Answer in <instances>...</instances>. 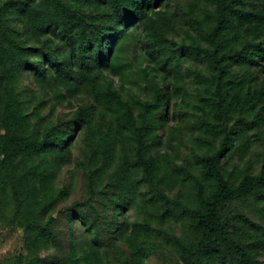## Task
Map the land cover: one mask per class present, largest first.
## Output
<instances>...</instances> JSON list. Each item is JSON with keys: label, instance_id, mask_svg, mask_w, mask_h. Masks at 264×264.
I'll list each match as a JSON object with an SVG mask.
<instances>
[{"label": "rangeland", "instance_id": "374dc122", "mask_svg": "<svg viewBox=\"0 0 264 264\" xmlns=\"http://www.w3.org/2000/svg\"><path fill=\"white\" fill-rule=\"evenodd\" d=\"M0 264H264V0H0Z\"/></svg>", "mask_w": 264, "mask_h": 264}, {"label": "trees", "instance_id": "16d2710c", "mask_svg": "<svg viewBox=\"0 0 264 264\" xmlns=\"http://www.w3.org/2000/svg\"><path fill=\"white\" fill-rule=\"evenodd\" d=\"M72 50L74 49L72 48ZM103 51H104V44L101 40L98 42V45L95 48V55L99 61L102 57ZM51 54L52 53H47V54L41 53L40 54V58L42 60H45L47 63L43 69H48V67H59L63 64V61H61L59 58ZM71 58L72 60L75 58L74 53L70 55V59ZM28 66L29 67H27V69H34L32 68V66H34V63H28ZM35 69H39V68H35ZM11 129H12V132H16V127H11ZM44 145H45L44 143H33V144H28V145L17 144L15 147L22 146V150H25V152L30 153L32 151L41 149ZM15 147H13V149ZM219 165H220V156H217L214 159H211L208 161V167L210 171L213 174H215L221 181V194L219 195L217 200H215L213 203L210 204V213L208 215H204L203 213L198 212V211L193 212V214L196 216L200 227L205 230L206 234L209 237V240H218L220 242H223L226 240V232L222 224L220 206L223 202H225L229 198V195L231 193L228 191L227 185L218 171ZM259 184H262V183H260L256 179L247 178L245 180L244 188L251 189Z\"/></svg>", "mask_w": 264, "mask_h": 264}]
</instances>
